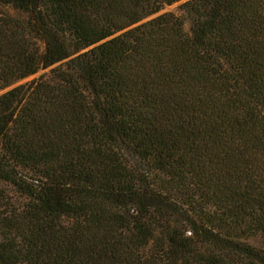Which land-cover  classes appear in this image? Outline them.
I'll return each instance as SVG.
<instances>
[{"label": "trees", "instance_id": "16d2710c", "mask_svg": "<svg viewBox=\"0 0 264 264\" xmlns=\"http://www.w3.org/2000/svg\"><path fill=\"white\" fill-rule=\"evenodd\" d=\"M6 88L0 264H264V0H0Z\"/></svg>", "mask_w": 264, "mask_h": 264}, {"label": "rangeland", "instance_id": "374dc122", "mask_svg": "<svg viewBox=\"0 0 264 264\" xmlns=\"http://www.w3.org/2000/svg\"><path fill=\"white\" fill-rule=\"evenodd\" d=\"M170 8H172V6H169V7H167L166 9H170ZM45 70H46V69H41V70H39L37 73L32 74V75H30V76H28V77H26V78H23V79L19 80V81L16 82L14 85H20V84H23V83H25V82H28V81H30L32 78H34V77L39 76L40 74H42ZM14 85H13V86H14ZM11 87H12V86H11ZM6 90H8V88L1 90V91H0V94L3 93V92H5ZM15 198H16V197H14L13 200H14Z\"/></svg>", "mask_w": 264, "mask_h": 264}]
</instances>
